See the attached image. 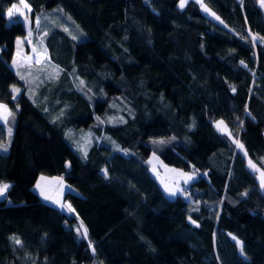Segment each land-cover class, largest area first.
Wrapping results in <instances>:
<instances>
[{
  "label": "trees",
  "instance_id": "16d2710c",
  "mask_svg": "<svg viewBox=\"0 0 264 264\" xmlns=\"http://www.w3.org/2000/svg\"><path fill=\"white\" fill-rule=\"evenodd\" d=\"M19 1L0 0V104L13 113L0 119V264H264V192L247 166L264 170L260 0H203L223 23L195 0H25L42 62L64 68L48 100L65 105L59 121L9 65L26 34L8 21ZM54 8L67 27L41 43L39 15ZM82 128L90 139L75 149L66 131ZM142 146L200 172L190 194L166 196ZM40 175L74 188L72 213L34 190Z\"/></svg>",
  "mask_w": 264,
  "mask_h": 264
},
{
  "label": "rangeland",
  "instance_id": "374dc122",
  "mask_svg": "<svg viewBox=\"0 0 264 264\" xmlns=\"http://www.w3.org/2000/svg\"><path fill=\"white\" fill-rule=\"evenodd\" d=\"M189 0H185L184 6ZM200 5V10L210 17L211 19L223 23L222 19L219 17V15L214 12L211 8H209L203 0H195ZM25 3H27L25 1ZM181 0H178L177 7H180ZM15 5L20 8L21 12L24 14L21 15L20 12H16L14 16L9 17L8 15V21L18 18L21 19L26 28V37H25V46L27 45V51H23L24 48L22 45V41L19 38L18 40V46L15 50L14 59L12 66L16 69L17 75L20 77V79L24 82L26 88V94L29 97V99L35 103V104H43L46 108V111H48L50 114H52V118L55 121H59L62 117L64 110L66 109L64 104H60V102L57 100L51 101H58V104L60 106V109L58 111L55 110H49V109H55L58 105L57 103H49L48 100L54 93L60 83L63 84L65 72L64 68H57L56 66H53L49 62H42L44 58L46 57V52L42 48H38L39 44L32 42L33 32L29 27V19L27 17V12L29 11V5L28 8L25 9L22 7L20 1L15 3ZM183 6V7H184ZM12 7V6H11ZM10 7V8H11ZM182 7V8H183ZM9 8V9H10ZM60 8H54V9H48L44 10L38 18V23L40 27V31H38V39L42 43L44 38L48 37L51 30L53 28H66L67 26L64 25L63 19L60 15ZM54 15V19H50V16ZM69 19V18H68ZM73 22V21H72ZM74 24L71 25V35H73L75 38L79 39L81 30L79 29V26L73 22ZM17 40V41H18ZM17 44V42H16ZM45 45V44H44ZM28 54H27V53ZM20 63H23V67H19ZM26 64V65H25ZM67 76L69 77V80L74 85L76 83L77 77H75V74L73 71H67ZM23 77V78H21ZM54 77V78H52ZM64 85V84H63ZM64 87V86H63ZM62 87V89H63ZM18 89L16 86L12 87ZM19 90V89H18ZM19 93V91L14 92L15 96ZM59 97V96H58ZM41 103V104H40ZM46 104V105H45ZM42 105V106H43ZM222 120H217L214 122V127L218 132H221L223 134H229V128L227 127L226 123L223 121V125L220 126V130L217 128V122ZM74 131V132H73ZM74 139H73V135ZM67 140L70 142V144L75 149H80V147H85L86 144L89 142L90 137H88V134L84 131V129L79 130H67L66 131ZM104 143L107 145H110L114 150H118V144L110 137L105 138ZM3 152L7 151L5 149H2ZM123 152V150H121ZM156 155L157 154H152ZM160 159V157H159ZM150 167H151V173L152 175L157 179L159 182L160 187L162 188L163 192L170 197H175L177 195H170V192L173 191V189L177 190L180 193H184L183 187L187 186L189 183V180L187 183H185V180L188 178V176H193L192 172L183 170L182 168L176 167L171 164H166L167 166L162 167L159 164L154 163L153 161L149 160ZM249 161L252 162L253 165H255V168H252L249 166ZM247 166L248 168L253 171L256 175L259 189L261 192H264V187L261 185V173L264 172V170L259 167L255 162H253L250 158L247 156ZM161 169V170H160ZM39 185V187H37ZM34 190H38L39 193L47 194L51 190V194L55 193V198L49 202L51 205L57 206L62 210H66L65 206L62 204L64 200V194L66 191H73L74 188L70 186L68 183H66L60 175H40V178L36 181V184L33 186ZM42 194V196H44ZM179 194V193H178ZM5 195V194H4ZM4 197V196H3ZM0 197V198H3ZM66 203L69 205V203L66 201ZM83 233L85 234V230L82 227Z\"/></svg>",
  "mask_w": 264,
  "mask_h": 264
},
{
  "label": "crops",
  "instance_id": "0c3cea01",
  "mask_svg": "<svg viewBox=\"0 0 264 264\" xmlns=\"http://www.w3.org/2000/svg\"><path fill=\"white\" fill-rule=\"evenodd\" d=\"M26 31H27V28H26ZM25 37H26V34L24 35V36H20V37H17L16 38V40H15V49H14V54H15V50H16V48H17V46H18V41H22V45H23V51H27V45L25 46V43L24 42H26L24 39H25ZM19 38H22V39H20V40H18ZM18 40V41H17ZM16 42H17V44H16ZM27 53V52H26ZM14 54H13V57H12V60H11V62L9 63V65H10V67L14 70V71H16V69L15 68H13V66H12V61H13V59H14ZM28 54V53H27ZM47 56V55H46ZM46 58V57H45ZM26 65V64H25ZM19 67H23V63H20V65H19ZM213 125H214V123H213ZM221 133V132H220ZM223 134V133H222ZM141 150H142V152H143V154L145 155V157H147V161H148V159L149 160H151V161H153L154 163H156V164H159V165H161L162 167H164V166H167L166 164H169L167 161H165L160 155H158L157 154V156H159L160 157V159H159V157H156V155H152V154H156V153H154V152H151L148 148H146V147H144V146H142L141 147ZM148 164H149V167H150V163H149V161H148ZM161 170V169H160ZM150 171H151V167H150ZM189 172H192V174H194L193 176H192V179L191 180H189V183H188V185L191 183V182H193L198 176H199V174H200V172H198V171H195V170H190ZM38 178H40V176L38 177ZM38 180V179H37ZM36 184V183H35ZM187 185V186H188ZM187 186H184L183 187V190L187 187ZM162 189V188H161ZM39 195H40V197L44 200V201H46V202H51L54 198H55V193H52L51 194V190L46 194H43L44 196H42V194L41 193H39L38 192V190H35ZM173 191H175L176 193H177V195H179V194H181V195H186L185 194V192L184 193H180V191L178 192L177 190H175V189H173ZM173 191H171V192H173ZM179 193V194H178ZM165 194V193H164ZM166 195V194H165ZM176 195V196H177ZM167 196V195H166ZM45 197H48L47 199L45 198ZM169 197V196H168ZM170 198H174V196L173 197H170ZM64 206H65V209L66 210H63V211H65V212H67V213H72L73 212V209H72V207H71V205H68L67 203H66V201H64L63 203H62ZM70 206V207H69Z\"/></svg>",
  "mask_w": 264,
  "mask_h": 264
},
{
  "label": "snow or ice",
  "instance_id": "6c2138e0",
  "mask_svg": "<svg viewBox=\"0 0 264 264\" xmlns=\"http://www.w3.org/2000/svg\"><path fill=\"white\" fill-rule=\"evenodd\" d=\"M184 2H185V0H181V3H180L181 8L184 6ZM20 3H21L23 8H25V9L28 8V5H27V3H25V0H20ZM262 4H264V0H262ZM16 12H20L21 15L24 14L23 12H21L20 8H18L15 4H13L12 7L8 10L9 17L14 16V14ZM18 43H19V41H18ZM241 63H243V61H241ZM21 78H23V77H21ZM52 78H54V77H52ZM17 91H19V90L16 88H13V92H17ZM12 115H13V113L10 112L5 105L0 104V119L7 120L8 117H10ZM221 125H223V121L217 122L218 130H220ZM9 132H11V130H9ZM158 143H165V141H159ZM237 146L240 148L243 147L242 145H239L238 143H237ZM0 147H3L6 150V146L0 145ZM249 166L252 168H255V165H253L251 161H249ZM105 175H107V173H105ZM191 179H192V177L188 176V178L185 180V183H187L188 180H191ZM261 185H262V187H264V172L261 173ZM9 187H10V185H8V184L0 185V197L4 196V194L6 193V191ZM37 187H39V185H37ZM170 195H176V192L175 191L170 192ZM45 198L47 199L48 197H45ZM85 234H86V230H85ZM233 239H236V238L233 237ZM16 243H20V241L17 240ZM236 243H237V245H240L241 242L239 240H236Z\"/></svg>",
  "mask_w": 264,
  "mask_h": 264
},
{
  "label": "water",
  "instance_id": "95a60500",
  "mask_svg": "<svg viewBox=\"0 0 264 264\" xmlns=\"http://www.w3.org/2000/svg\"><path fill=\"white\" fill-rule=\"evenodd\" d=\"M259 8L264 16V4H262V0L259 1Z\"/></svg>",
  "mask_w": 264,
  "mask_h": 264
},
{
  "label": "built area",
  "instance_id": "2783aa9c",
  "mask_svg": "<svg viewBox=\"0 0 264 264\" xmlns=\"http://www.w3.org/2000/svg\"><path fill=\"white\" fill-rule=\"evenodd\" d=\"M186 194H190V190L188 188L185 189Z\"/></svg>",
  "mask_w": 264,
  "mask_h": 264
}]
</instances>
